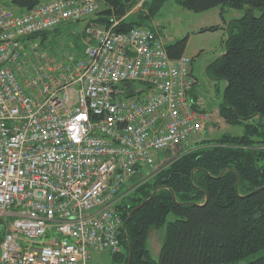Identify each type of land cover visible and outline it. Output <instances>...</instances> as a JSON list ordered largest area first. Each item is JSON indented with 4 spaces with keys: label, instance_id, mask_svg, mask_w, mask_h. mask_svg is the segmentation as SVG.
Wrapping results in <instances>:
<instances>
[{
    "label": "built area",
    "instance_id": "2783aa9c",
    "mask_svg": "<svg viewBox=\"0 0 264 264\" xmlns=\"http://www.w3.org/2000/svg\"><path fill=\"white\" fill-rule=\"evenodd\" d=\"M104 2L0 6V264L117 253L120 190L155 164L152 151L208 124L191 96L192 57H170L156 25L117 31L121 19L92 21ZM74 21L84 23L82 51H48L42 32Z\"/></svg>",
    "mask_w": 264,
    "mask_h": 264
},
{
    "label": "trees",
    "instance_id": "16d2710c",
    "mask_svg": "<svg viewBox=\"0 0 264 264\" xmlns=\"http://www.w3.org/2000/svg\"><path fill=\"white\" fill-rule=\"evenodd\" d=\"M7 1L28 11L42 0ZM139 1L105 0L92 21L108 27L112 18L121 19L117 31L140 26V21L127 20ZM175 1L195 12L216 6L222 11L242 10L226 25L224 52L206 66L209 78L225 80L220 117L242 126V132H225L211 140H200L198 134L159 151L164 157L156 159L153 172L119 192L115 207L124 230L119 235L120 250L107 264H231L264 249V0ZM160 3H147L148 13H139L140 20ZM59 27L42 32V39L65 33L79 39L77 32H62ZM218 28L211 25L200 31ZM187 38L166 44L170 57L184 54ZM169 214L174 215L172 221ZM164 225L166 232L154 259L148 237L153 228ZM243 264H264V254Z\"/></svg>",
    "mask_w": 264,
    "mask_h": 264
},
{
    "label": "rangeland",
    "instance_id": "374dc122",
    "mask_svg": "<svg viewBox=\"0 0 264 264\" xmlns=\"http://www.w3.org/2000/svg\"><path fill=\"white\" fill-rule=\"evenodd\" d=\"M47 1V0H42ZM50 1V0H48ZM141 5L134 6L128 13L130 17L127 20L135 19L140 21L142 26L156 25L161 35L166 37V44L175 43L176 40L188 37L186 42V48L184 54L192 57V67L194 78L197 79L191 90H195V96L203 104H200L209 115V121L207 126L199 134L200 140L214 139L221 136L223 133H231L233 135L241 134L242 126L230 125L224 122L223 118L219 115V105L222 102L223 88L225 86V80H214L209 78L206 72V66L211 63L212 60L221 56L225 50V40L227 38L226 24L231 19L237 18L242 15V10L225 7L223 11L221 7H212L206 11H191L182 8L175 0H162V3L157 9L148 17L139 18L138 14L141 12L148 13L147 3H151L152 0H140ZM140 25V26H141ZM211 25H218L216 30L200 31L202 28L209 27ZM60 31L72 30L80 32L82 29L81 23L63 24L60 26ZM83 32V30H82ZM66 34V33H65ZM61 36H49L54 41L52 45L49 44L48 51H57L63 45L73 50L72 52L80 53L83 48L82 38L79 36L75 41L71 35ZM51 40V39H50ZM57 47V48H55ZM136 87L144 88L145 85L139 82H133ZM196 99V98H195ZM197 101V100H196ZM191 143H187V146ZM185 147V146H183ZM155 159L159 161V156L164 157L163 152L152 151ZM155 166L140 167V172L134 177V179L127 181L124 191L131 188L138 180H143L153 172ZM174 215L169 214L168 221H172ZM166 232V226L161 228H153L150 232L147 242V248L150 250V254L154 259H157L160 251V246ZM92 258L89 264H107L111 261L112 253L106 251H91ZM264 254V249L253 252V254L245 256L242 260L232 262L231 264H243L247 261L253 260V258ZM227 264V263H219ZM230 264V263H228Z\"/></svg>",
    "mask_w": 264,
    "mask_h": 264
},
{
    "label": "crops",
    "instance_id": "0c3cea01",
    "mask_svg": "<svg viewBox=\"0 0 264 264\" xmlns=\"http://www.w3.org/2000/svg\"><path fill=\"white\" fill-rule=\"evenodd\" d=\"M48 1V0H47ZM42 2H44V1H42ZM0 6H3V7H9V8H12L15 12H17V11H21L19 8H15V7H12L11 5H9V3H8V1L7 0H0ZM77 23H81L82 24V29H81V31L80 32H77L78 34H79V36L81 37V35H82V30H83V26H84V23L83 22H77ZM227 25V24H226ZM74 32V31H73ZM76 32V31H75ZM191 67H192V65H191ZM192 72H193V67H192ZM196 81H197V79H196ZM196 81H195V83H196ZM194 83V84H195ZM195 94H196V92H195V90L193 91L192 90V92H191V95H192V97L193 98H196V100L197 101H199L198 100V98L195 96ZM200 102V101H199ZM201 103V102H200ZM202 104V103H201ZM203 105V104H202Z\"/></svg>",
    "mask_w": 264,
    "mask_h": 264
},
{
    "label": "water",
    "instance_id": "95a60500",
    "mask_svg": "<svg viewBox=\"0 0 264 264\" xmlns=\"http://www.w3.org/2000/svg\"><path fill=\"white\" fill-rule=\"evenodd\" d=\"M142 203H143V202H142ZM142 203H140V204L138 205V207H140ZM138 207H136V208H135V209H133V210H136V209H138ZM133 210H132V211H133Z\"/></svg>",
    "mask_w": 264,
    "mask_h": 264
}]
</instances>
